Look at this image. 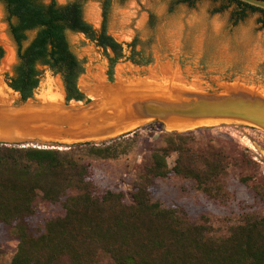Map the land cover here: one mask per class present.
I'll list each match as a JSON object with an SVG mask.
<instances>
[{
	"label": "trees",
	"instance_id": "1",
	"mask_svg": "<svg viewBox=\"0 0 264 264\" xmlns=\"http://www.w3.org/2000/svg\"><path fill=\"white\" fill-rule=\"evenodd\" d=\"M0 1L16 56L5 77L21 100L32 96L42 66L60 76L66 101L86 99L78 86L84 67L70 49L67 31L83 34L102 49L109 81L121 59L134 64L150 62L134 49L135 40L125 44L130 48L125 55L123 43L107 33L112 0H101L99 28L83 18L86 0L62 5L56 0ZM177 1L191 6L196 0ZM223 1L235 4L231 14L235 23L247 12L264 17V10L239 0ZM31 30L35 34L24 44L26 32ZM3 54L0 46V59ZM127 134L99 143H75L64 150L0 144V226L10 227L18 241L8 264H102L97 260L99 253L110 259L104 264H264V216H247L227 235L215 237L205 226L187 221L181 209L153 199L157 178L175 173L206 184L220 171L218 163L209 161L206 170L196 166L197 156L186 146L188 134H167L166 148L151 154L129 201L122 191L97 193L89 164L74 150L83 148L89 155L112 157L117 141ZM170 151L176 153L172 166L167 163ZM37 199L60 203L63 214L35 225Z\"/></svg>",
	"mask_w": 264,
	"mask_h": 264
},
{
	"label": "rangeland",
	"instance_id": "2",
	"mask_svg": "<svg viewBox=\"0 0 264 264\" xmlns=\"http://www.w3.org/2000/svg\"><path fill=\"white\" fill-rule=\"evenodd\" d=\"M56 1L62 5L72 0ZM235 10V4L223 0H196L191 6L177 0H112L107 33L123 43L125 55L130 49L125 44L135 40L134 49L150 58V62L134 64L121 59L114 65L113 80L109 81L107 58L102 49L83 34L67 31L70 49L84 67L78 86L87 98H92L96 75L105 83L114 82L118 76L124 81L143 77L198 90L216 89L215 82L238 81L264 92V17L259 12H247L246 17L235 23L231 16ZM82 13L88 23L99 28L101 0H86ZM34 34V30L27 31L24 44ZM0 46L4 51L0 59L3 85L16 56L1 1ZM7 55L10 59L3 65ZM40 68L39 86L45 79H58L63 90L59 75L46 67ZM129 132L117 141L112 157L89 155L83 148L74 150L75 155L89 164L97 193L122 191L129 201L133 185L144 175L151 154L166 148L167 134L185 133L188 134L186 146L197 156L196 166L206 170L209 161L218 163L220 171L206 184L175 173L157 178L153 183V199L165 207L181 209L187 221L205 226L215 237L227 235L247 216H264V132L259 128L223 122L177 132L166 130L161 122L149 120L133 126ZM24 146L49 148L29 143ZM175 157L176 153L170 151L169 166ZM36 204L39 212L33 223L37 226L64 212L60 203L37 199ZM17 242L11 228L1 225L0 264L9 263ZM97 260L102 264L110 262L103 253L98 254Z\"/></svg>",
	"mask_w": 264,
	"mask_h": 264
},
{
	"label": "water",
	"instance_id": "3",
	"mask_svg": "<svg viewBox=\"0 0 264 264\" xmlns=\"http://www.w3.org/2000/svg\"><path fill=\"white\" fill-rule=\"evenodd\" d=\"M239 1L264 10V0ZM5 81L1 85L12 99L6 106L0 104V112L5 109L9 114L0 115V144L4 145L29 143L58 148L99 143L130 133L133 127L128 126L133 123L149 120L177 132L223 122L248 124L264 132V92L238 81L215 82L216 89L198 90L135 77L116 85L104 82L117 90L95 99L86 97L88 101H66L62 90L58 108L47 99H36L41 91L40 80L26 100H21Z\"/></svg>",
	"mask_w": 264,
	"mask_h": 264
},
{
	"label": "bare ground",
	"instance_id": "4",
	"mask_svg": "<svg viewBox=\"0 0 264 264\" xmlns=\"http://www.w3.org/2000/svg\"><path fill=\"white\" fill-rule=\"evenodd\" d=\"M10 54V53H9ZM10 59L9 55H7L4 59L3 65L8 62ZM6 66V65H5ZM96 78L94 79L93 82V88L91 90L92 97L95 99L97 98L100 94H108V93H113L117 89H113V87L106 86L104 82L102 81L101 78L98 77V75L95 76ZM119 82H122L120 77H116V80L114 81V84H118ZM12 99V96L10 94L6 93V90L4 87L0 84V104L1 106H6V104ZM36 99L38 101H44V100H49L51 105H54L55 108H58V103L60 100H62V90H60V84L58 79H55L54 81H50L48 79H45L42 84H41V91L38 96H36ZM4 114L9 115L5 109H2L0 112V115L3 116ZM138 124V123H137ZM136 123H133L128 126V128H131L135 125ZM170 123H168L169 125ZM172 126V125H170ZM169 126V127H170ZM127 126L123 129H126ZM122 130V129H120Z\"/></svg>",
	"mask_w": 264,
	"mask_h": 264
}]
</instances>
